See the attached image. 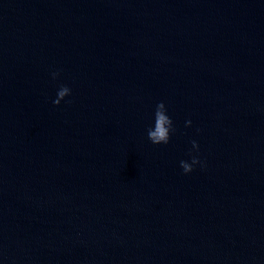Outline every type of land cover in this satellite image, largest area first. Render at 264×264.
Returning a JSON list of instances; mask_svg holds the SVG:
<instances>
[{
  "label": "water",
  "instance_id": "1",
  "mask_svg": "<svg viewBox=\"0 0 264 264\" xmlns=\"http://www.w3.org/2000/svg\"><path fill=\"white\" fill-rule=\"evenodd\" d=\"M0 264H264V0H0Z\"/></svg>",
  "mask_w": 264,
  "mask_h": 264
},
{
  "label": "clouds",
  "instance_id": "2",
  "mask_svg": "<svg viewBox=\"0 0 264 264\" xmlns=\"http://www.w3.org/2000/svg\"><path fill=\"white\" fill-rule=\"evenodd\" d=\"M59 75V72H53L52 77L56 79ZM71 95V89L66 85H61L57 91V98L53 101L54 105H59L65 97ZM168 110L163 101L157 103L154 111V124L147 129V137L154 145L168 144L171 138V135L176 131L173 120L167 114ZM191 126V120L186 121V127ZM192 148L194 150H199L198 143L193 140ZM191 155V153H190ZM195 165H201V161L198 156L191 155V163L187 161H180V167L183 169L185 174H188L194 170Z\"/></svg>",
  "mask_w": 264,
  "mask_h": 264
}]
</instances>
